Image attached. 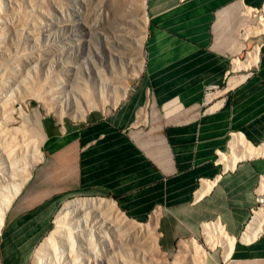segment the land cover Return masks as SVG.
<instances>
[{"label": "crops", "instance_id": "crops-1", "mask_svg": "<svg viewBox=\"0 0 264 264\" xmlns=\"http://www.w3.org/2000/svg\"><path fill=\"white\" fill-rule=\"evenodd\" d=\"M143 6L137 76L109 111L47 133L36 146L37 162L3 216L0 264H33L72 196L108 199L129 220L158 224L167 256L182 241H204L210 222L235 242L263 201L264 156L230 166L220 158L233 136L264 144V38L250 39L262 33L264 0ZM218 247L219 255L205 246L203 264H264V231L229 252Z\"/></svg>", "mask_w": 264, "mask_h": 264}, {"label": "rangeland", "instance_id": "rangeland-1", "mask_svg": "<svg viewBox=\"0 0 264 264\" xmlns=\"http://www.w3.org/2000/svg\"><path fill=\"white\" fill-rule=\"evenodd\" d=\"M144 18L145 8L143 10L141 0H0V117L2 123L6 121V124L0 123V147H10L16 153L21 148V141L29 143L28 148H24L25 153L13 163L12 174L15 177L26 172L24 169L27 163H32V167L36 164L33 150L29 148L33 142L39 149L47 133L79 127L83 122L102 115L120 102V87L125 86L127 90L137 76H130L127 61L134 66L136 63L143 64L146 31L142 25ZM256 24L250 23L252 26ZM139 38L142 40L141 45L134 46ZM263 38L264 34L260 32L250 37L254 42ZM100 74L105 83L109 84V88L101 87L98 96L95 93L93 98L90 91L93 88L92 80ZM67 96L74 108H81L84 112L87 110L82 119L71 118L60 109ZM73 97L79 103L73 101ZM116 99V104H113L112 101ZM90 100H97L99 103L92 108ZM17 104L23 106L22 112L26 114L28 122L23 121L16 113ZM21 132L23 139L19 141ZM260 146V149H264V144ZM257 155L264 156V153ZM80 198L86 197L72 196L62 205ZM257 208L264 209V198ZM114 211L120 214L116 207ZM124 218L136 225L146 224L133 222L125 216ZM149 231V228H142L137 234L140 237L134 246L123 244L115 247L118 261L115 260L113 264H121L119 261L130 262L129 264H170L173 256H167L160 246L158 224L155 232L156 243L149 240ZM263 231L264 223L257 236ZM239 238H235V244L241 240ZM197 243L206 249L204 241L199 240ZM39 246L34 251L33 264L61 263L59 259L62 258L58 257V252L53 254L52 248L39 254L37 258ZM212 246L213 253L219 255L220 250L216 243L212 242ZM118 247L121 249L118 250ZM76 254L72 253L70 257ZM56 256L58 260L55 261ZM219 259L222 260L221 257ZM200 262L203 264V260Z\"/></svg>", "mask_w": 264, "mask_h": 264}, {"label": "bare ground", "instance_id": "bare-ground-1", "mask_svg": "<svg viewBox=\"0 0 264 264\" xmlns=\"http://www.w3.org/2000/svg\"><path fill=\"white\" fill-rule=\"evenodd\" d=\"M141 1L143 3V0ZM258 25L259 26L257 27V29H259L262 33H264V15H263V19L259 22ZM141 42L142 40L140 38L137 39V42L134 46H140ZM122 61L123 63L125 62L124 60ZM132 65L131 62L127 61V67L130 70L129 73L130 76L136 75V73L139 71L138 66L139 65L141 66V64L139 65L135 64V66ZM87 71L89 72V70ZM67 74L69 75V73ZM101 75L102 74H100L98 78L95 77L92 80L93 88L90 91H92L91 93L93 94V98L95 95L98 96V92L101 87L104 86L106 89L109 88V84L105 83V80L102 79ZM125 91H126V87L120 88V92H121L120 97L124 96ZM74 93H72L73 96ZM78 93L80 94V92ZM68 96L67 98H65L63 107L60 109L64 110L66 114H68L71 118L82 119L84 113L87 110H85L84 112L83 110H81V108L80 109L74 108V104L72 103V101H70V99H68L69 98ZM73 98H74L73 101L79 103L78 99H76L75 97ZM208 98L211 99L213 97L209 95ZM92 100H90L91 103L90 107L93 108L99 103V101L95 100L96 101L95 104L94 103L95 101ZM114 103H116V100H113V104ZM22 107H23L22 105L17 104L16 113L18 114V116L22 117L23 121L28 122L26 114L22 112L23 111ZM2 122L3 121L1 120L0 117V123ZM5 122L2 124H6ZM12 123L13 122H11V124ZM4 126L5 125H3V127ZM22 139H23V132H21V137L19 141H21ZM28 144L29 143H23L21 141V144H19V147L21 148H19L20 149L19 152L16 153L14 152L15 149L10 150V147L9 148L4 146L0 147V227L2 225L3 216L5 214L6 208L10 204L15 194L20 190L32 167V163L29 162L26 164L25 162L26 167L24 171L26 172H22V175L19 177H15L12 174L14 167L13 163L15 164L16 158L19 157L22 153H25L26 149L28 148ZM229 144L231 149L230 154L227 156L222 155L220 158V161L226 166H230L231 165L230 162L235 163L239 159L264 153V149L259 148L262 146H258L255 148H253L252 146H247L248 144H246L244 140H242L240 137L237 136H233L230 139ZM12 147L15 148V146ZM29 148L33 150V155L35 158L34 160L37 161L38 150L36 146H34V143H32V145ZM13 159L14 162H12ZM260 191H264V182L260 185ZM114 207L115 205L111 200L103 199V198H80L74 200L72 199L71 201L69 200L68 202H65L56 213L53 229L48 233L45 239L39 244L40 246L37 250V258L39 257V254L46 253L48 249L52 248V253L55 254L54 252H58L57 253L58 257L60 256L62 258L59 259V261H61L60 264H113L114 261L116 260V256L114 252V250L116 249L115 247L117 246L120 247L123 244L126 245L129 244L128 246L130 245L134 246L133 244L136 243L138 238L140 237V236L137 237V234H139L142 228L145 229L149 228V230L151 231L150 233L151 239L149 240L155 242L156 225L152 223V221L147 222L145 225L133 224L127 221L124 218V216H121L120 215L121 213L118 214L119 212L117 213L116 211H114ZM263 223H264V209L257 208L256 210L253 211L250 220L246 224L243 232L241 233V237H240L241 241L244 243H250L251 241H253L256 238L258 232L260 231ZM203 232L205 235L204 241L208 247H213L212 242H214L216 243L217 246L222 247L225 252H229L231 250L234 244V238L228 236L227 233H225L220 226L216 224L205 225ZM153 235L154 237H152ZM141 238H143V236ZM145 241L143 240V242ZM140 242H142V240ZM128 246H126L127 248L126 247L124 248H126L127 250ZM139 246L143 247L141 246V244ZM153 246L151 245V247ZM119 247L118 250L121 249ZM155 248L157 247L155 246ZM72 253H77V254L74 257H70ZM162 255L164 254L162 253ZM204 255H205V249L200 244L194 242V240H191L189 242L182 241L179 244L176 254L173 256V259L170 262V264H201L200 261L203 260ZM58 257L57 256L54 257V260L55 261L58 260ZM123 258L125 260V257ZM119 262H121V264L130 263L126 261H119Z\"/></svg>", "mask_w": 264, "mask_h": 264}, {"label": "built area", "instance_id": "built-area-1", "mask_svg": "<svg viewBox=\"0 0 264 264\" xmlns=\"http://www.w3.org/2000/svg\"><path fill=\"white\" fill-rule=\"evenodd\" d=\"M254 211V210H253ZM253 211H252V213H253ZM213 224H216V225H218V226H220L221 228H222V230L225 232V230H224V227L219 223V222H210V223H207L206 225H213ZM205 226V225H204ZM226 233V232H225Z\"/></svg>", "mask_w": 264, "mask_h": 264}]
</instances>
